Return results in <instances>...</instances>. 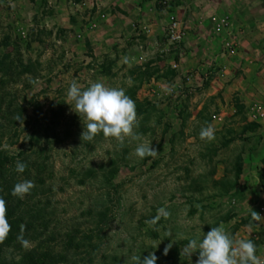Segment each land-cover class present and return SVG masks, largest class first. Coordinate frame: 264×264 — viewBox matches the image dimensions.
I'll list each match as a JSON object with an SVG mask.
<instances>
[{
  "label": "rangeland",
  "instance_id": "rangeland-1",
  "mask_svg": "<svg viewBox=\"0 0 264 264\" xmlns=\"http://www.w3.org/2000/svg\"><path fill=\"white\" fill-rule=\"evenodd\" d=\"M171 15L178 45L163 35ZM73 81L123 88L139 139L82 141L66 103ZM228 92L233 113L219 106ZM253 103L264 111V0H0V149L28 150L41 131L30 158L53 192L23 246L64 256L55 264H134L149 252L156 264H196L198 250L189 260L181 249L220 225L264 258V220H252L264 205V120L249 115ZM218 112L224 124L201 140ZM149 142L157 155L136 157ZM159 208L171 215L150 226Z\"/></svg>",
  "mask_w": 264,
  "mask_h": 264
},
{
  "label": "clouds",
  "instance_id": "clouds-1",
  "mask_svg": "<svg viewBox=\"0 0 264 264\" xmlns=\"http://www.w3.org/2000/svg\"><path fill=\"white\" fill-rule=\"evenodd\" d=\"M163 91L171 94L172 88L165 87ZM67 101L66 103L71 105L72 110L78 114L83 123L84 127L80 136L82 141L91 142L101 133L105 139H115L121 146L126 138L139 139V134L134 131V128L139 127L136 104L126 95L123 88H110L101 82H93L82 90L73 81L67 91ZM199 135L201 140L211 141L215 138V129L207 125L201 129ZM157 153L150 146V142L140 143L134 150L135 156L139 159L147 156L155 157ZM26 167L25 163L17 161L15 171L23 173ZM34 187L35 184L30 180L21 181L13 186L11 195L23 199ZM170 215L171 213L165 208H159L156 216L146 223L154 226L161 218L167 219ZM252 220L260 222L264 219L260 214L252 211ZM10 231L6 201L0 197V243L7 238ZM18 239L23 242L22 237ZM170 247L171 243L165 247V255ZM197 250L196 264H264V259L256 255V245L252 240H234L223 225L212 227L210 231L203 234L202 239L201 237L190 239L181 249V253L190 260L191 254ZM157 259L158 257L152 252H149L143 260L140 256L132 257L134 264H156Z\"/></svg>",
  "mask_w": 264,
  "mask_h": 264
},
{
  "label": "trees",
  "instance_id": "trees-1",
  "mask_svg": "<svg viewBox=\"0 0 264 264\" xmlns=\"http://www.w3.org/2000/svg\"><path fill=\"white\" fill-rule=\"evenodd\" d=\"M43 133L47 136L45 132ZM37 135L34 136V133L31 132L28 150H19L16 154L9 156L0 149V197L6 201L7 219L11 225V231L7 238L0 243V264H55L65 261L64 256L58 252L49 249L41 250L37 246L24 247L21 239H18V237H22V241L27 240L31 236L30 232L33 231V228L45 224L46 212L38 207L42 204H49L50 198L46 195V191L53 192L49 187L47 188L45 183L44 178L48 175L44 174V165H42L44 162L30 158V153L34 152L35 144H38L37 147H39L41 131H38ZM37 152L42 153L43 151L39 148ZM17 161L27 165L23 173L15 171ZM77 176L81 181L80 174L74 172L73 177ZM24 180L32 181L35 187L23 199L11 195L13 186ZM68 182V178H59L56 181L52 179L54 186L59 189H62L63 185ZM14 250L17 251V254L13 252Z\"/></svg>",
  "mask_w": 264,
  "mask_h": 264
},
{
  "label": "built area",
  "instance_id": "built-area-1",
  "mask_svg": "<svg viewBox=\"0 0 264 264\" xmlns=\"http://www.w3.org/2000/svg\"><path fill=\"white\" fill-rule=\"evenodd\" d=\"M163 35L165 36L167 42L171 44H181L184 41L185 33L182 28L181 22L174 18V16H168L166 21L165 27L162 29ZM183 78L185 81L189 82L192 78V74L184 73ZM249 115L255 119H263L264 118V111L261 109L260 106L254 105L251 106L249 109ZM212 121L215 122H222L224 120L225 114L222 112L212 114ZM258 213L262 215L264 213V205L259 207Z\"/></svg>",
  "mask_w": 264,
  "mask_h": 264
},
{
  "label": "crops",
  "instance_id": "crops-1",
  "mask_svg": "<svg viewBox=\"0 0 264 264\" xmlns=\"http://www.w3.org/2000/svg\"><path fill=\"white\" fill-rule=\"evenodd\" d=\"M229 93H231V94H229ZM233 93H235L234 95H238L236 92H233ZM233 93L232 92H228V94H226V95H230V96H227L225 99H224V103H219V106L220 107H222V110L224 111V110H229V111H231L232 113L233 112H235V107H234V104H233V99L231 98V96L233 95ZM241 95H243V93L242 92H240V94H239V97L241 96ZM255 96H257V93H255L254 95H253V97H255ZM252 105H258V106H260L258 103H253ZM261 107V106H260ZM225 118H226V116L224 117V120L222 121V122H220V123H218V122H215V121H211V123H212V127H214V129H217L218 127H221L223 124H224V121H225ZM261 120H264V119H261ZM225 141L222 143V147L223 148H227V146H228V144H230V141H229V136H225ZM261 144H263L264 143V138H261ZM225 144V145H224ZM260 144V145H261ZM261 148V147H260ZM262 148H263V146H262ZM217 155H220L219 154V152H217L216 153ZM223 154V153H222ZM224 155V154H223ZM241 155H244V154H241ZM229 156V155H228ZM230 156H232V155H230ZM264 214V213H263ZM262 214V215H263ZM262 259H264V258H262Z\"/></svg>",
  "mask_w": 264,
  "mask_h": 264
}]
</instances>
